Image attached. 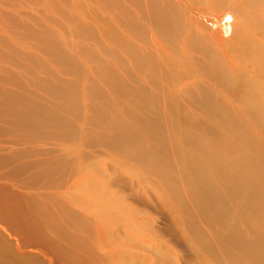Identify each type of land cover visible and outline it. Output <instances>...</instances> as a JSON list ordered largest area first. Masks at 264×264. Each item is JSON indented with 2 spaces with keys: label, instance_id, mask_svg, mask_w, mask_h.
Instances as JSON below:
<instances>
[{
  "label": "bare ground",
  "instance_id": "1",
  "mask_svg": "<svg viewBox=\"0 0 264 264\" xmlns=\"http://www.w3.org/2000/svg\"><path fill=\"white\" fill-rule=\"evenodd\" d=\"M260 134L264 0H0V264H93L66 200L119 191L78 175L109 154L157 179L197 263L264 264Z\"/></svg>",
  "mask_w": 264,
  "mask_h": 264
},
{
  "label": "rangeland",
  "instance_id": "2",
  "mask_svg": "<svg viewBox=\"0 0 264 264\" xmlns=\"http://www.w3.org/2000/svg\"><path fill=\"white\" fill-rule=\"evenodd\" d=\"M24 7L27 11H18L22 18H25L26 14L31 15L28 12L29 7L26 5ZM8 8L11 9V7ZM228 22H225V27L229 33L231 25ZM12 38L16 44L22 45L19 42L21 41L20 35ZM24 41L27 44V40ZM219 96L221 95L219 94ZM9 137L14 139L13 136ZM260 137L264 141V136L260 134ZM22 145L18 148L23 147L25 149L28 146L26 143ZM9 147L10 144L4 142L3 138L0 137V154H4L6 148ZM36 158L38 156H31L28 159ZM74 158V163L80 166L83 161H77L79 158L77 155ZM97 159V164L92 168L96 170L98 178H95L92 168L81 170V175L78 174L80 178H89L92 182L94 181L100 184L111 183L113 186L125 181L120 186L119 191H116L113 187H104L99 189L97 201H91L85 195H83L80 202L70 198L66 200L71 210H75L80 215L94 219L97 231L92 237L102 236L103 238L97 239V242L99 241L98 246L95 245L91 250L83 252L84 255L92 258L93 264H107L108 261L110 262L109 264H116L118 256L115 258L113 255L120 253L121 255L129 256L126 264H200L197 263V260H194L196 259L197 252L199 256L205 255L203 258H206V253L202 254V251L190 246L189 241L185 238V236L187 238L188 236L185 235L180 219L173 217V214L170 213L168 208L161 205L159 195L163 189L160 188L159 182L154 176L142 174L136 166L127 164L123 160H119V158L117 159L110 154L106 156L97 155ZM94 161H96L95 157ZM14 164L11 163L3 168L8 170ZM78 175L74 174L73 178L69 180V183ZM114 176L116 180L112 181L111 179ZM83 181L81 180L78 183V190L81 192L83 191L82 187H84ZM2 182L3 180H0V183ZM73 187L77 188L76 184ZM73 187L69 188L68 192H75ZM76 192L78 191L76 190ZM116 198L122 200L123 205L117 206L114 204ZM140 198H143L146 204L142 205L144 203L142 202L140 205V202H138ZM100 207H103L102 212L105 214H112L113 211H116L115 214H117L118 220L110 221L106 218L100 219L97 217L101 214L98 210ZM124 207H127L126 209L128 210L132 209V212H128ZM241 207L242 204L238 199L232 201L231 211L237 212ZM175 213H178V211ZM179 214L182 215L180 212L176 215ZM114 222L117 223L113 224ZM239 223L246 226L243 220H240ZM106 227L109 229V232L106 231ZM238 228L242 230L239 226ZM105 231L107 232L106 235ZM242 231L244 235H248L246 231ZM111 237L115 238V245L112 247ZM162 255H165L164 257L167 258L166 261L161 259ZM38 258L42 259V256L39 255ZM115 259L116 262L113 261ZM120 264H123V261Z\"/></svg>",
  "mask_w": 264,
  "mask_h": 264
}]
</instances>
